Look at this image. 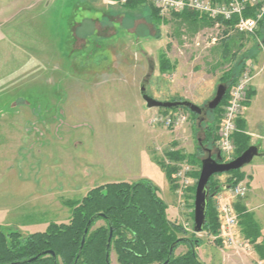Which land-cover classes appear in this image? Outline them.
Wrapping results in <instances>:
<instances>
[{
	"label": "rangeland",
	"instance_id": "rangeland-1",
	"mask_svg": "<svg viewBox=\"0 0 264 264\" xmlns=\"http://www.w3.org/2000/svg\"><path fill=\"white\" fill-rule=\"evenodd\" d=\"M143 1L130 9L121 0H21L20 6L2 11L8 3L0 0V26L9 41L0 52L4 229L27 238L50 224H69L72 205L95 188L149 181L167 206L169 221L193 238L202 161L207 150L215 159L220 153L226 108L241 80L253 78L257 69L264 18L254 35L217 28L200 17L197 24L203 26L195 30L183 13L164 16ZM231 70L235 83L224 80ZM144 85L157 101L188 100L203 108L201 123L200 116L183 109H148ZM219 86L228 89L221 116L208 110ZM251 87L253 81L246 107ZM261 90L257 105L264 99ZM177 120H182L178 127ZM211 127L217 141L212 137L207 143ZM236 152L221 155L223 162L235 160ZM163 167L175 169L173 188ZM233 183L248 185L232 173L216 175L209 184L210 212L218 216L220 229L194 236L202 246L198 258L203 264H226L224 256L227 264H264L253 242V251L243 252L229 248L221 236L219 201L232 203L236 212L245 207V198L231 196ZM238 220L235 232L241 236L239 215ZM104 225L99 221L93 230ZM187 251L180 246L176 256ZM111 258L117 264L114 253Z\"/></svg>",
	"mask_w": 264,
	"mask_h": 264
},
{
	"label": "trees",
	"instance_id": "trees-1",
	"mask_svg": "<svg viewBox=\"0 0 264 264\" xmlns=\"http://www.w3.org/2000/svg\"><path fill=\"white\" fill-rule=\"evenodd\" d=\"M211 1L222 3L229 0ZM143 2V0L129 1L126 7L132 9ZM182 15L194 24L199 17L205 18L191 12H184ZM249 16L250 13L247 12L245 17ZM205 20L208 21L207 18ZM237 20L235 18L224 25L232 27ZM232 72L233 70L226 73L224 80L235 83L236 78ZM253 96L254 93L251 92L250 100ZM226 98L212 112L221 114L220 110ZM191 114L194 117L198 116ZM238 129L239 132L234 137L237 148L236 158L251 147L249 137L244 133L245 125L242 120L238 123ZM215 134V127L208 128L206 142H211L212 137L217 141ZM164 170L173 188L175 169L164 168ZM232 174L237 175L238 181L244 180L240 170ZM237 212L242 226L241 236L254 243L255 252L261 260H264V240L260 226L245 207ZM91 220L90 232L81 249L85 229ZM99 221H103L105 225L93 230ZM110 226L113 229L110 253L111 257L112 253L115 254L117 264H165L170 249L175 243L178 244L168 264H203L195 251L200 242L192 240L196 236L194 230L193 238L188 239L187 232L181 226L169 221L167 206L158 196V189L149 181L133 184L117 182L95 188L81 201L72 205L69 224H50L45 232L34 233L27 238H22L21 233L17 231H9L0 226V264H55L52 256L42 255L48 251L55 253L58 264H75L78 257H80L78 264H106ZM219 229L218 216L211 214L208 207L204 232L217 234ZM260 240L262 242L259 243ZM183 245L187 246V253L176 256V250ZM37 257L38 260L29 262ZM111 264H113L112 258Z\"/></svg>",
	"mask_w": 264,
	"mask_h": 264
},
{
	"label": "built area",
	"instance_id": "built-area-1",
	"mask_svg": "<svg viewBox=\"0 0 264 264\" xmlns=\"http://www.w3.org/2000/svg\"><path fill=\"white\" fill-rule=\"evenodd\" d=\"M161 14L167 16L173 12L184 13L191 12L200 16H204L217 28H223L224 23H230L237 18L233 29L241 35H254L259 29L260 22L264 18V0H229L228 2H213L211 0H147ZM123 4L129 0H121ZM250 13L249 17H245L246 13ZM253 78L245 77L241 80L233 93V98L226 108L225 117L220 132V140L217 142V148L221 155H234L236 146L234 143L235 134L239 132L238 121L241 119L243 111L247 105L244 101L245 93L252 83ZM182 121V120H181ZM180 120H177V127ZM168 125L173 123L172 119L167 120ZM230 194L234 199L246 198L249 194V187L245 183L232 185ZM220 200V199H219ZM218 210L220 218L223 221L222 238L227 246L231 249H239L243 252L253 251V247L249 240L235 232L239 227L238 214L234 205L230 202L225 203L219 201Z\"/></svg>",
	"mask_w": 264,
	"mask_h": 264
},
{
	"label": "water",
	"instance_id": "water-1",
	"mask_svg": "<svg viewBox=\"0 0 264 264\" xmlns=\"http://www.w3.org/2000/svg\"><path fill=\"white\" fill-rule=\"evenodd\" d=\"M227 87L219 86L217 89L216 96L212 102L208 105L209 111H214L217 109L227 93ZM142 98L147 104L148 109H165V110H179L187 109L193 114L200 116V123L202 121L201 116L204 113V109L196 106L195 104L189 101H173V102H161L153 99L147 94L146 86H142L141 89ZM208 158L202 161L201 174L197 183L196 196H195V211H194V233L202 234L206 225L207 212L209 207V183L210 180L216 175H223L232 173L235 171L242 170L245 166L249 165L256 156H259V149L257 147H250L246 152H244L240 157L236 158L230 163H224L223 158L220 153L217 154L216 159L213 157V151L207 150ZM92 225V220L87 224V227L84 232V237L81 245V249L84 247L86 238L90 232V227ZM112 239H113V229L110 226V236L107 243L106 250V264H111V253L112 248ZM178 243L173 244L170 249V255L165 264H168L174 249ZM42 255H50L54 259V263L58 264L57 257L54 252L48 251ZM39 257L30 260L29 262H34L38 260ZM79 258H77L75 264H78Z\"/></svg>",
	"mask_w": 264,
	"mask_h": 264
},
{
	"label": "crops",
	"instance_id": "crops-1",
	"mask_svg": "<svg viewBox=\"0 0 264 264\" xmlns=\"http://www.w3.org/2000/svg\"><path fill=\"white\" fill-rule=\"evenodd\" d=\"M3 2L4 4L8 3V6H5L2 11L7 9L12 10L13 8L21 5V0L18 2H15L14 0H2V3ZM47 7H50L49 4ZM201 26H203V23H192V26L189 27H193L196 30ZM262 30V33H264V29ZM262 45H264V36ZM8 46V38L0 26V52L2 49L5 47L7 48ZM261 55L263 57H259ZM259 56L257 55L256 57L255 64L257 69L253 73L252 80L255 87H251V91L254 93V96L249 101V105L245 107L241 117V120L245 125L244 133L249 137L250 146H254L259 149V156H256L249 165L242 169L241 172L244 175L249 187V194L243 201V204L247 211L253 215L254 219L260 226L262 239L264 240V99L258 102V105L256 104V100L260 96L258 94L262 91L261 89H264V49L262 52H260ZM256 158L258 161H255ZM19 209L20 207H17L15 208V211H18ZM23 226L26 227V224ZM197 247L196 252L197 255L200 256V248L202 246L199 245ZM222 258L224 260L223 263L226 262L227 264L228 258H225V256Z\"/></svg>",
	"mask_w": 264,
	"mask_h": 264
}]
</instances>
